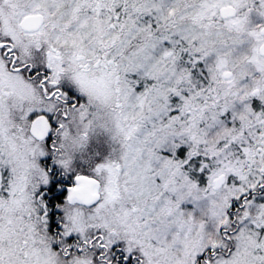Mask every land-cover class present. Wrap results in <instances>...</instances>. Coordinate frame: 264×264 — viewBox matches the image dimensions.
<instances>
[{"label":"snow or ice","instance_id":"6c2138e0","mask_svg":"<svg viewBox=\"0 0 264 264\" xmlns=\"http://www.w3.org/2000/svg\"><path fill=\"white\" fill-rule=\"evenodd\" d=\"M0 264H264V0H0Z\"/></svg>","mask_w":264,"mask_h":264}]
</instances>
